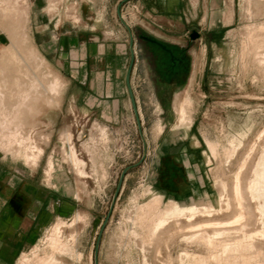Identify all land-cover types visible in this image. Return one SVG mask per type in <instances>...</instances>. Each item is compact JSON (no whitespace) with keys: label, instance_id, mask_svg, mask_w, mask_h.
Returning a JSON list of instances; mask_svg holds the SVG:
<instances>
[{"label":"rangeland","instance_id":"obj_1","mask_svg":"<svg viewBox=\"0 0 264 264\" xmlns=\"http://www.w3.org/2000/svg\"><path fill=\"white\" fill-rule=\"evenodd\" d=\"M118 4L131 25L132 0H0V202L8 186L13 195L40 189L52 213L30 235L0 231V264H94L126 167L97 264H264V0L232 2L235 21L222 43L193 48L192 75L172 91L168 118L150 89L143 40L133 33L139 124L127 104L104 115L70 101L54 55L66 31L91 20L116 36ZM186 130L208 194L178 199L167 183H155V161L165 132L174 139ZM64 132L78 171L64 154ZM176 207L182 211L173 214Z\"/></svg>","mask_w":264,"mask_h":264},{"label":"crops","instance_id":"obj_2","mask_svg":"<svg viewBox=\"0 0 264 264\" xmlns=\"http://www.w3.org/2000/svg\"><path fill=\"white\" fill-rule=\"evenodd\" d=\"M234 1L132 0L135 3L137 19L128 25L119 16L118 4L114 23L119 27L114 29L116 33L114 37H111L112 32L104 31L101 24L92 20L88 25H82V31H78L79 29L66 31L62 46L60 48L56 46L54 49V55L58 56L63 64L62 70L66 78L64 91L68 93L70 101L80 102L89 108H103L104 115L108 113L109 108H113L114 113H117L124 104L131 107L125 82L132 57L128 27L132 35L134 33L138 38L140 35H146L169 47L186 50L188 58L186 68L182 73L178 72L177 68L169 72L168 86L171 91L176 90L192 75L193 48L204 43L212 49L222 43L225 29L232 26L235 21L234 8L232 14H228ZM193 29L199 33V37L194 40L189 37ZM142 40L144 48L149 41ZM131 69L132 65L130 73ZM150 89L154 96L151 84ZM91 99L94 100L92 105L87 103ZM157 107L164 115L163 118L171 116L173 109L171 99L165 108L159 102ZM166 123L171 124L168 120ZM168 130L171 132V128ZM167 132L163 135L162 146L156 155L155 183H167L166 187L164 186L166 192L178 199L194 197L201 193L207 195V190L202 189V179L199 176L197 164L199 152L188 144L189 132L182 131L179 134L183 133L182 137L177 135L174 139L171 135L167 137ZM163 162L168 164L166 169L161 170L160 164ZM27 182L31 183L29 180L24 181L23 186H26ZM54 185L56 186V183ZM50 203L47 194L40 189L34 191L32 195L23 190L13 195L12 188L8 186V193L0 202V231L9 233L24 231L25 235L39 231V226L51 219L52 213L48 207Z\"/></svg>","mask_w":264,"mask_h":264},{"label":"flooded vegetation","instance_id":"obj_3","mask_svg":"<svg viewBox=\"0 0 264 264\" xmlns=\"http://www.w3.org/2000/svg\"><path fill=\"white\" fill-rule=\"evenodd\" d=\"M166 46L171 50V54L162 50L155 43L148 42L144 46L153 94L157 102L164 108L170 103L172 93L168 86L169 72L177 68L178 72L182 73L188 59L186 50ZM167 62L170 63V69L167 68Z\"/></svg>","mask_w":264,"mask_h":264},{"label":"water","instance_id":"obj_4","mask_svg":"<svg viewBox=\"0 0 264 264\" xmlns=\"http://www.w3.org/2000/svg\"><path fill=\"white\" fill-rule=\"evenodd\" d=\"M119 10V9H118ZM119 13V11H118ZM119 16L121 17V15L119 14ZM128 32H129V37H130V45H131V53H132V57H131V63H130V67L127 71V74H126V78H125V82H126V88H127V92H128V96H129V99H130V103H131V107L133 109V112H134V115L136 117V120H137V123L139 124V117H138V112H137V106H136V101H135V96H134V93H133V89L131 87V83H130V68H131V65H132V62L134 60V51H133V36H132V33H131V30L130 28L128 27ZM189 37L190 39L194 40L196 38L199 37V33L196 31V30H191L190 34H189ZM140 38L146 40V41H149L151 43H155L157 44L162 50L164 51H167L168 53L171 54V50L169 48H167V46L162 43L161 41L153 38V37H150V36H146V35H140ZM128 167L124 168L121 173H120V176H119V179H118V182H117V185H116V188L114 190V193H113V196H112V200H111V204L109 206V209L101 223V226H100V229H99V232H98V237H97V240H96V244H95V248H94V264H97V252H98V246H99V239H100V236H101V233L106 225V222L108 221L110 215H111V212H112V209H113V205L115 203V200L119 194V191L121 189V185H122V181H123V178L125 176V173L127 171Z\"/></svg>","mask_w":264,"mask_h":264},{"label":"bare ground","instance_id":"obj_5","mask_svg":"<svg viewBox=\"0 0 264 264\" xmlns=\"http://www.w3.org/2000/svg\"><path fill=\"white\" fill-rule=\"evenodd\" d=\"M179 112H180V111H179ZM181 113H182V112H181ZM178 115H179V114H178ZM67 135H68V132H64V133L62 134V136H64V137H65V140H66V141L64 140L63 143H62V144H63V148H64V154L67 156V159L69 160L70 164L73 166L74 170H75V171H78V165H79V162H78L77 158L74 157V151H73V150L71 149V147L68 145V142H67ZM41 154H42V150H39V152H38L37 154L34 155V153H33V155H32L31 157H29V159L31 160V159L34 158V160H37ZM48 163H49V166L52 167L53 162H52L51 156L49 157ZM235 193L238 194V193H237V190H236ZM200 204H201V203L195 205V207L197 208L198 205L200 206ZM181 211H182V208H181V207H176V208L172 211V213H173V214H176V213H179V212H181Z\"/></svg>","mask_w":264,"mask_h":264}]
</instances>
